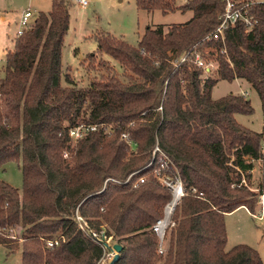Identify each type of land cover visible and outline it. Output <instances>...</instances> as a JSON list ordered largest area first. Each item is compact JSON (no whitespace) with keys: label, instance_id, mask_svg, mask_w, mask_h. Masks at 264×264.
Instances as JSON below:
<instances>
[{"label":"trees","instance_id":"16d2710c","mask_svg":"<svg viewBox=\"0 0 264 264\" xmlns=\"http://www.w3.org/2000/svg\"><path fill=\"white\" fill-rule=\"evenodd\" d=\"M133 1L147 12L192 14L184 22L146 26L134 46L94 33L95 50L82 61L86 71H102L86 86L71 83L61 67L71 0H50L49 10L37 11L5 51L0 167L16 162L21 185L0 181V244L6 254L19 249L20 264H95L102 248L77 227V212L119 245L111 264H264L247 244L224 249V215L257 209L261 183L251 189L250 171L264 157L262 135L234 118L251 113L245 96L210 94L219 79L243 80L264 120V1L250 5L256 21L249 28L236 23L222 41L205 37L218 22L220 0ZM192 50L212 60L213 69L205 74L188 59L175 61ZM103 54L119 64V74ZM79 124L97 127L72 140L68 130ZM155 171L176 173L185 190L160 253L151 225L170 193ZM40 237L59 241L46 248Z\"/></svg>","mask_w":264,"mask_h":264},{"label":"rangeland","instance_id":"374dc122","mask_svg":"<svg viewBox=\"0 0 264 264\" xmlns=\"http://www.w3.org/2000/svg\"><path fill=\"white\" fill-rule=\"evenodd\" d=\"M87 2L85 7L70 2L68 28L61 47L62 70L69 74L71 83L77 86L88 85L89 79L102 71H86L82 61L87 53L95 50L96 42L92 36L94 33L107 32L134 46L146 26L184 22L192 14L190 10H175L167 13H161L159 10L149 12L138 10L133 0H87ZM176 2L181 3L182 0H176ZM27 7L35 13L45 12L50 8V0H0V77L5 51L12 47L19 15ZM102 58L115 73L121 72L119 64L110 56L103 54ZM60 82L63 85L68 84L62 77ZM227 93H239L249 100L252 107L251 113H235L234 118L239 124L261 133L260 147L264 154V120L255 91L243 80L219 79L210 92L212 98ZM253 167L254 170L250 171L251 189L255 191L254 186L261 183L264 194V157L255 160ZM0 181L19 189L21 185L19 165L14 161L4 163L0 167ZM254 212L256 213V210ZM224 227L226 233L224 249H229L237 243L247 244L258 252L264 263V214L261 219H257L248 214L245 208L237 207L224 215ZM6 252L7 248L0 244V264H20L19 249L9 254Z\"/></svg>","mask_w":264,"mask_h":264},{"label":"built area","instance_id":"2783aa9c","mask_svg":"<svg viewBox=\"0 0 264 264\" xmlns=\"http://www.w3.org/2000/svg\"><path fill=\"white\" fill-rule=\"evenodd\" d=\"M72 2L76 3L80 7H85L87 5V0H71ZM223 3L222 11L218 14L217 19L218 22L214 26V28L205 36L207 39L211 40H223V34L226 30H228L232 25L239 23L242 24L244 27L249 28L256 20L253 17L252 13L250 12V5L255 0H220ZM32 10L27 7L24 9L18 18V28L15 33V36L18 35L23 29L27 28L30 23L33 21L36 13L34 12L33 15ZM223 51V50H222ZM190 60L193 62L197 67L203 69L204 73H208L213 67L214 62L212 60L204 59L198 52L196 51H187L181 54L175 61H183V60ZM264 125V121H263ZM96 124H79L74 126L68 130V135L72 140H76L77 138L81 137L83 134L87 132L94 131L96 129ZM122 139L127 144H130V141L126 139L124 134H121ZM157 150L155 146L152 150V153ZM66 153H64V156ZM166 163V162H165ZM252 170V169H251ZM136 171L130 173L125 180L129 178V176ZM156 175L160 182L166 186L170 193V200L164 205L162 216L155 220V222L151 225L152 231L155 233L158 244H157V251L160 253L163 250V236L166 228L173 225V221L171 220V213L175 206V204L179 201L180 197L185 193V190L179 180L178 175L175 173L173 176H166V175H159L158 171H155ZM114 182H118L114 179L109 178ZM138 181H142V177L138 178ZM240 183L245 184V180L243 177L240 179ZM253 190V189H252ZM193 191V189H192ZM256 213L250 212L245 207V210L251 216L261 219L264 214V194H260L257 196L256 199ZM74 218L76 220L77 227L88 234L93 241H95L100 247L102 248V254L99 259L96 261L95 264H106L116 251L113 249L112 245L114 244L112 241V237L109 234L105 233L104 228L101 226L98 231L91 230L88 226L86 221L82 216H80L77 212L74 213ZM9 236L14 238V232L12 229H8ZM19 239V238H18ZM43 244L46 248H51L56 245L59 241V237H52V238H41ZM20 240V239H19Z\"/></svg>","mask_w":264,"mask_h":264},{"label":"water","instance_id":"95a60500","mask_svg":"<svg viewBox=\"0 0 264 264\" xmlns=\"http://www.w3.org/2000/svg\"><path fill=\"white\" fill-rule=\"evenodd\" d=\"M112 247H113V249L116 251V253L113 255V257L110 259V261H108V263H106V264H111L112 263V261L115 259V257H116V255H117V252H118V250H119V245L118 244H113L112 245Z\"/></svg>","mask_w":264,"mask_h":264},{"label":"crops","instance_id":"0c3cea01","mask_svg":"<svg viewBox=\"0 0 264 264\" xmlns=\"http://www.w3.org/2000/svg\"><path fill=\"white\" fill-rule=\"evenodd\" d=\"M252 170H254V167L252 168ZM261 192H262V187H261ZM262 194H263V192H262ZM242 208H244V207H242Z\"/></svg>","mask_w":264,"mask_h":264}]
</instances>
